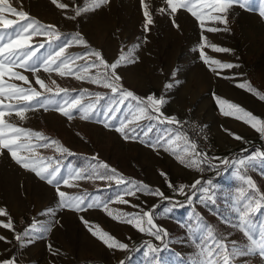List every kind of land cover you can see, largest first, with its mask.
I'll use <instances>...</instances> for the list:
<instances>
[{
  "label": "rangeland",
  "instance_id": "374dc122",
  "mask_svg": "<svg viewBox=\"0 0 264 264\" xmlns=\"http://www.w3.org/2000/svg\"><path fill=\"white\" fill-rule=\"evenodd\" d=\"M10 3L27 12L31 19L41 25H54V30L60 34L59 40L41 34L34 35L30 41L33 45L44 44L37 55L46 57L57 44L76 36L86 41V46L73 43L65 50V55H81L87 48L100 51L106 61L115 62L123 54L129 59L122 62L116 72L122 77L120 83L124 89L133 91L141 98L149 94H155L157 98L163 96L166 103L161 106V111L167 117H176L180 124L141 120L139 123L145 130L150 124L155 125L152 132L147 137L141 132L137 139L125 140L115 131L119 120L108 121L103 115H94L89 120H84L79 112H74L72 119H69L56 110L55 104L36 106L25 113L23 120L15 116L14 112L6 116L8 122L39 131L67 147L72 155H61L55 151V146L36 149L37 153L45 157L58 158L65 175L68 174L69 165L89 169L97 161L106 162L125 180L142 182L152 190L159 189L163 196L141 192H137L135 196H127L123 192L124 185L118 187L115 181H101L97 178L77 180L74 183L78 187L60 186V190L69 195H85L89 200L97 197L106 202L114 212L142 214L143 211H151L154 222L160 226L162 233L166 230L167 235L163 240H156L147 231L140 232L131 224L114 220L103 207L75 211L60 206L55 184L50 185L39 177L28 179L17 167L18 164L10 153L5 151L6 155L0 151V209L7 213L6 216H0V223L7 222L10 218L15 230L13 232L0 227V236L7 237L8 241L0 240V260L15 257L16 264H118L121 260L126 264H193L197 259L198 248L186 225L194 216H200L205 223L212 225L219 235L226 238L225 242L229 243V247L231 241H236L243 247L245 237L234 226L236 215L232 205V199L242 183L236 175L240 166L224 165L220 161L226 158L231 162L256 152H264V137L256 131L249 133L233 147L220 144L219 141L226 138L228 117L223 114L220 105H214L213 98L216 94L220 95L221 90L232 87L234 81L230 77L222 78L224 73L219 72L215 65L209 69L201 66L195 71L196 78L189 80L191 87L185 94L188 95L187 103L192 111L200 113L197 117L202 118L210 127L212 140L218 150L215 156H207L206 162L198 167H189L181 164L164 147L157 145L153 148L149 145L158 136L164 135L165 129L173 136L177 132L183 135L185 122L190 118H197L190 113L183 115L179 110L168 109L167 100L171 88L175 87L174 81L178 79V74L183 75L192 70L181 68L183 62L191 63L193 56H197L201 50L206 56L216 54L205 45L215 44L230 49L226 54L231 57L227 60L237 62V70L241 75L240 84L248 85L264 96V17L260 15L264 5L260 0H250L246 7L234 4L224 14L228 23H220V27L215 28L221 30L216 32L206 30L210 28L208 24L211 21H206L202 29L187 10L179 9L172 14L166 0H145L154 21L149 26V31L144 30L141 0H109L99 7H93L92 0H58V3L69 5L67 9L58 8L51 0H10ZM77 6L81 9L80 15H76ZM161 8L166 11L161 12ZM5 16L8 19H18L7 13ZM173 20L178 27L174 26ZM3 31L7 33L11 29ZM7 39L5 34V42ZM76 63L83 64L84 60ZM212 68H216V71H212ZM90 71L95 74L96 69ZM23 72L29 77L33 87L43 91L35 84V76L39 75L54 90L53 93L44 92V96L56 100L60 99L54 95L57 85L68 89L71 96L79 95L80 90L110 93V89L77 80L74 76H60L43 70L36 74L24 69ZM52 81L56 83L53 84ZM169 83L172 87L166 89L164 86ZM28 86L25 84V87ZM198 87L204 89L199 93ZM249 87H243L239 94L234 95L233 91L229 96L234 95L245 109H255L259 113L263 109L264 113V100L249 91ZM194 88L196 91H192ZM205 88L209 90L207 93ZM185 95L182 94L184 101ZM82 102L88 103V98ZM15 103L16 100L12 104ZM104 103L106 101H101V104ZM125 111L127 109L117 115L122 118ZM260 120L264 121V114L260 116ZM105 123L112 126L105 127ZM33 143L43 141L33 138ZM176 143L182 148L184 141L181 139ZM177 151L180 152L181 149ZM189 159L191 157L185 156L186 162ZM253 163L254 166H249L246 174L259 190L256 193L258 196L264 193V157L256 156ZM197 179L201 180V185L193 189L191 185ZM209 181L211 185L208 184ZM169 182L173 187H169ZM109 183L111 187L108 186ZM180 185H185L184 194L177 191ZM201 186L209 187L215 192L214 204L201 199L204 195L200 192ZM118 193L129 200L130 204L113 202ZM189 196L192 197L191 201L188 200ZM83 221L110 233L116 241L127 244L128 249H109L91 234L89 225ZM34 222H37L38 228L44 226L48 230L33 231L30 236H24ZM260 222H264V214L258 216L257 223ZM145 227L147 228L146 224ZM15 235H20L22 240L17 241ZM148 245L158 251L151 252ZM54 252L59 254L54 255ZM233 264H264V256H241Z\"/></svg>",
  "mask_w": 264,
  "mask_h": 264
},
{
  "label": "snow or ice",
  "instance_id": "6c2138e0",
  "mask_svg": "<svg viewBox=\"0 0 264 264\" xmlns=\"http://www.w3.org/2000/svg\"><path fill=\"white\" fill-rule=\"evenodd\" d=\"M51 2L60 9H67L69 7L67 4L58 3V0H51ZM108 2L109 0H92L93 7H99ZM260 2L264 5V0H260ZM249 3L250 0H166V4L172 14H175L179 9L187 10L196 18L202 29L206 21L219 22L226 25L228 21L224 14L227 13L230 7L234 4L246 7ZM141 7L145 18L144 30L149 31V26L152 25L154 21L145 0H141ZM160 11L164 12L166 9L161 8ZM6 13L18 19H8L5 16ZM80 13L81 9L77 6L76 15H80ZM260 15L264 17V9L261 10ZM173 24L178 27L174 20ZM0 26H2V29H0V150L6 149L15 163L19 166L35 173L40 179L46 180L48 184H55L60 198V206L75 211H83L86 208L103 207V210L114 220L131 224L138 231H147L151 233L156 240H163L164 236L167 235V231L163 230L162 233L160 226L154 222L153 212L143 211L142 214L114 212L109 209L106 202H102L97 197H92L91 200H89L85 195H69L61 191L60 186L62 184L65 187H78V185L74 183L77 180L97 178L101 181H115L118 187L124 185L123 192L124 195L127 196H135L137 192L163 196V193L160 192L159 189L152 190L150 186L142 182L125 180L116 169L110 168L106 162L97 161L96 164H91L89 169L73 168L69 165L68 174L65 175L62 172V163L58 158L51 156L45 157L37 153L36 149H47L50 146H55V151L61 155H72L67 147L61 145L57 140L49 139L39 131L25 129L14 123H10L5 117L10 116L14 112L15 116L23 120L25 118V113L30 109L36 106L47 107L48 105L55 104L56 110L69 119H72L74 112H79L81 114V119L84 120H89L94 115H103L108 121L119 120V126L115 127V131L120 133L125 140H135L139 137L141 132L147 137L149 133L152 132L153 127H155V125L150 124L145 130L139 123L141 120L157 121L161 124H180V121L177 120L176 117H167L161 111V106L166 103L165 98L163 96L157 98L155 94H149L147 97L141 98L133 91L124 89L123 85L120 83L122 77L116 72V69L121 63L129 59L123 54H121L115 62H108L104 59L100 51L87 48L85 53L81 55H65V50L73 43L86 46V41L79 36L73 37L71 40L61 44H57L56 48L50 51L46 57L37 55L38 50L44 48V44L33 45L30 41L34 35L41 34L59 40L60 34L54 30V25H41L38 21L31 19L27 12L13 7L10 0H0ZM3 29H11V31L5 33ZM49 29H52V31H49ZM206 30L209 32L219 31V29L214 27L207 28ZM5 34L8 37L7 42H5ZM202 39L206 38L202 37ZM50 42L51 41H49V43ZM205 46L210 47L215 52L230 51V49L218 47L215 44ZM200 54L205 64L210 66L216 65L217 68L220 69L238 67V65L222 63L219 60L210 59L205 55L203 50H201ZM78 60H84V63L77 64L76 61ZM17 68L30 71L33 74L43 70L44 72H55L60 76H74L77 80L87 81L93 85L110 89V93L105 94L80 90L79 95L71 96L68 89L61 88L57 85L54 95L60 97V99L56 100L44 96V92L53 93L54 90L46 84L39 75L35 76V84L43 91L33 87L29 77L16 71L15 69ZM93 68L96 69L95 74H92L90 71ZM211 70L216 71V68H212ZM217 74L219 75V73ZM173 75H175V73H173ZM5 77L21 81L29 86L22 87L14 83L6 84ZM52 83L55 84L56 82L52 81ZM239 86L249 87L245 84H240ZM164 87L166 89L171 88L172 84H165ZM249 91L254 92L260 99L264 100V96H261L255 89L249 87ZM41 97H43V99H41ZM85 98H88V103L86 104L82 102ZM5 99L9 101L14 99L17 103H5ZM216 100L218 105L221 106V111L224 115L236 116V118L248 123L264 137V121L234 103H230L219 97H217ZM101 101H106V103L101 104ZM132 102L135 103L133 104ZM224 106H227L229 110L225 111ZM5 109H7V112ZM123 109H127V111L124 112L121 118L117 114L121 113ZM104 126L111 127L112 125L110 123H105ZM232 135H234V138L237 140L242 139V137L236 136L235 134ZM33 138H35L36 141H43V143H33ZM181 139L184 141L182 148L176 143ZM157 145L164 147V150L171 152L181 164H186V166L189 167H198L199 164L207 160V154L199 152L197 144L192 141L187 134L182 135L177 132L173 136L169 130L165 129V134L158 136L157 140L149 146L155 148ZM177 149H181V151L178 152ZM185 156L191 157V159L186 162ZM256 156L264 157V152H256L254 155L241 157L231 162L226 158L220 161L224 165L232 164L233 167L237 165L240 166L237 168L236 175L242 183L232 199V205L236 215V223L234 226L245 237L246 242L244 246L241 247L238 242L231 241V247H229V243L225 242L226 238L219 235L212 225L205 223L202 217L194 216L193 219H190L189 224L186 225L192 236L193 242L198 248L197 259L193 264H233L234 260L241 256L250 254L264 256V222L257 223L258 216L264 214V193H260L258 196L256 195L259 190L256 188L252 179L246 174L248 167L254 166L253 162ZM93 159L97 158L93 157ZM161 174L166 175L164 173ZM208 184L211 185V182L209 181ZM198 185H201V180L199 179H197L191 187L196 189ZM108 186L111 187V183H109ZM169 187H173L170 182ZM184 189L185 185H180L177 191L180 194H184ZM200 192L204 194L201 196L203 201L215 203V192L211 191L209 187L201 186ZM191 199L192 197L189 196L188 200L191 201ZM86 201L88 202L86 203ZM113 202L130 204V201L124 199V196L119 193L116 196V200ZM131 206L139 207L138 205ZM48 211H51V209ZM165 211H168V209H165ZM6 215L7 213L5 210L0 209V216ZM83 222L89 225L91 234L97 237L109 249H118L122 251L128 249L127 244L116 241L110 233L101 230L98 226L92 227L88 221ZM0 227L15 232L10 218L7 222L0 223ZM153 229H155V231H153ZM47 230L48 229L44 226L38 228L37 222H34L30 225L29 229L25 231L24 236H30L33 231L41 232ZM14 238L17 241L22 240L20 235H15ZM0 240L8 242L7 237L0 236ZM49 248L51 249V245H49ZM148 248L151 252L158 251V249L152 245H148ZM53 254L57 255L59 253L54 252ZM145 255H148V253H145ZM0 264H16L15 257L0 260ZM118 264H126V262L121 260Z\"/></svg>",
  "mask_w": 264,
  "mask_h": 264
},
{
  "label": "crops",
  "instance_id": "0c3cea01",
  "mask_svg": "<svg viewBox=\"0 0 264 264\" xmlns=\"http://www.w3.org/2000/svg\"><path fill=\"white\" fill-rule=\"evenodd\" d=\"M220 23L218 22H210L208 24V27L212 28V27H220L219 26ZM221 30V29H219ZM201 51H198L197 56H193L192 58V62L188 63V62H183L181 65V68H192L191 71H188L187 73H184L183 75L181 73L178 74V79L176 81H174V88L172 87L169 95H168V109H176L182 112L183 115H187L188 113H190V115H194L193 117H197V115H201L200 113H197L196 111H192L190 104L187 103L188 101V95H185L187 93V91L189 90V88L191 87V85L189 84V80L191 78H196L197 73L195 72L197 68H200L201 66L204 68H211L212 65H208L205 64L204 60L201 58ZM228 52H216L215 55L213 56H208L210 59H216L221 61L222 63H230L233 65H237V62H235L234 60H231L230 62L227 60L228 58H230L231 56H229L228 54H226ZM225 60V61H224ZM215 67L217 68V66L215 65ZM180 68V69H181ZM238 67H233L230 69H220L217 68L219 72H223L224 76H222V78H228L229 77L234 81V83L232 84V87H228L225 88L224 90H221V94H216L213 98L214 101V105L217 107L219 106L217 103L216 98L219 97L220 99L223 100H227L230 103H234L236 105H238L239 107L243 108L242 105L239 103V101H237L234 97L235 94H239L240 92L243 91V87H240V83H241V75L237 70ZM17 71H19V68L16 69ZM20 72L23 74V69H20ZM24 75V74H23ZM5 83H14L17 85H20L22 87H25V84L21 81L18 80H14V79H9L8 77H5ZM204 89V88H203ZM201 87H198V92L200 93L203 90ZM192 91H196V88L192 89ZM205 93H207L209 90L208 88H205ZM234 91V95L229 96V93H233ZM182 94L185 95V100H183L182 98ZM9 100L6 99L5 103H8ZM13 101H15L14 99L11 100V103H13ZM225 110L228 111L229 109H227V106H224ZM244 110L252 113L255 117L260 119V116H262L263 113V109L261 110V112L259 113L257 110L255 109H245ZM239 115V114H236ZM228 117V124L225 126L226 129V138L225 140H221L219 141L220 144H223L225 146H227L228 148L235 146L238 142H241L244 138H246V136L251 133V132H256L255 129H253L248 123H245L243 120L236 118V116H226ZM198 119H200L203 123H205L208 128L210 129L209 125L202 120V118L197 117ZM242 137V139L237 140L234 138V135ZM3 151L4 153H6L5 150H0ZM8 152V151H7ZM7 155V153H6ZM18 168H20L21 172L24 174V176H26L28 179H33V178H37L38 176L35 175V173L25 170L24 168H22L21 166H17Z\"/></svg>",
  "mask_w": 264,
  "mask_h": 264
},
{
  "label": "built area",
  "instance_id": "2783aa9c",
  "mask_svg": "<svg viewBox=\"0 0 264 264\" xmlns=\"http://www.w3.org/2000/svg\"><path fill=\"white\" fill-rule=\"evenodd\" d=\"M183 134L194 141L198 146V151L206 153L207 156L213 157L218 150L215 146L210 129L198 118H190L183 126Z\"/></svg>",
  "mask_w": 264,
  "mask_h": 264
},
{
  "label": "trees",
  "instance_id": "16d2710c",
  "mask_svg": "<svg viewBox=\"0 0 264 264\" xmlns=\"http://www.w3.org/2000/svg\"><path fill=\"white\" fill-rule=\"evenodd\" d=\"M126 261H127V259H126Z\"/></svg>",
  "mask_w": 264,
  "mask_h": 264
}]
</instances>
